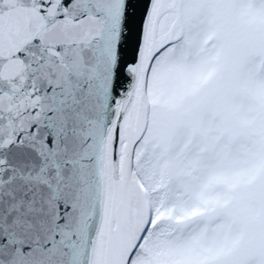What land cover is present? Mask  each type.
Segmentation results:
<instances>
[{
	"label": "snow or ice",
	"instance_id": "6c2138e0",
	"mask_svg": "<svg viewBox=\"0 0 264 264\" xmlns=\"http://www.w3.org/2000/svg\"><path fill=\"white\" fill-rule=\"evenodd\" d=\"M0 264H264V0H0Z\"/></svg>",
	"mask_w": 264,
	"mask_h": 264
}]
</instances>
